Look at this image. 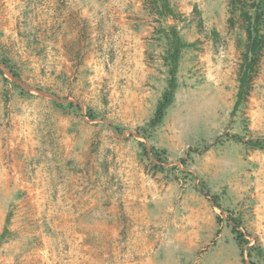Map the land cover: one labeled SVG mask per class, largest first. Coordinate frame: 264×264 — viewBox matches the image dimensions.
<instances>
[{"label": "rangeland", "instance_id": "rangeland-1", "mask_svg": "<svg viewBox=\"0 0 264 264\" xmlns=\"http://www.w3.org/2000/svg\"><path fill=\"white\" fill-rule=\"evenodd\" d=\"M168 3L0 0V264H264V49L233 110L237 13Z\"/></svg>", "mask_w": 264, "mask_h": 264}, {"label": "trees", "instance_id": "trees-1", "mask_svg": "<svg viewBox=\"0 0 264 264\" xmlns=\"http://www.w3.org/2000/svg\"><path fill=\"white\" fill-rule=\"evenodd\" d=\"M152 4H158L157 13L162 16L176 17L173 9L170 7L168 0H152ZM229 27L234 25L235 13L239 21V25L245 35L244 52L242 56V72L239 77V83L236 93V100L233 105V110L237 109L245 97L248 89V83L252 76V71L259 60L261 51L264 49V0H227ZM164 41L163 49V65L166 69L165 86L160 94L155 105L154 113L150 119L148 126L155 127L163 120L167 109L174 102V93L177 88V66L182 50L191 46L192 43L184 41L175 27L168 25L160 29ZM5 64V63H4ZM7 66V64H6ZM11 74L15 71L9 68ZM72 105L71 103H69ZM254 147L264 146V141L251 139L246 142ZM234 230V229H233ZM261 254V252H257ZM249 264H255L250 261Z\"/></svg>", "mask_w": 264, "mask_h": 264}]
</instances>
